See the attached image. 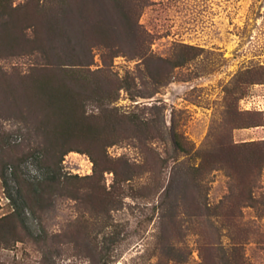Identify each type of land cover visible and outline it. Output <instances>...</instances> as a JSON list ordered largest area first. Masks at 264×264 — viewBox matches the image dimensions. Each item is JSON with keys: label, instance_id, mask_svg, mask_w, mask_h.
<instances>
[{"label": "rangeland", "instance_id": "rangeland-1", "mask_svg": "<svg viewBox=\"0 0 264 264\" xmlns=\"http://www.w3.org/2000/svg\"><path fill=\"white\" fill-rule=\"evenodd\" d=\"M57 1L0 0V219L13 218L0 264H226L223 250L264 264V0H144L143 45L112 60L99 44L91 69L133 77L113 105L159 131L108 146L73 135L60 163L44 132L56 116L20 88ZM151 58L171 62L159 85Z\"/></svg>", "mask_w": 264, "mask_h": 264}, {"label": "trees", "instance_id": "trees-1", "mask_svg": "<svg viewBox=\"0 0 264 264\" xmlns=\"http://www.w3.org/2000/svg\"><path fill=\"white\" fill-rule=\"evenodd\" d=\"M57 2L61 16L54 13L52 4L45 8L46 12L51 9V12H47L44 25L41 27L42 35L45 34V37L40 38V30H36L37 36L30 42L32 44L30 53H40L42 61L32 65L27 79L21 78L20 88H24L28 93L26 95L28 100L33 103L42 104L45 100L48 108L53 112L52 115L56 116V120L52 123H43L48 127L44 132L53 133V140L50 141L54 146L55 154L57 152L58 163L67 152L73 150L71 147H66L73 135H75V143L90 144L94 140L100 144L104 142V145L106 142L107 146L121 139L140 138L143 135L151 138L158 129L157 120L142 117L135 112L121 113L119 108L113 105L117 100L116 91L130 90L134 78L127 76L123 80L113 79L107 77V74H103L102 78L99 74L102 69H91L94 60L93 49L99 44L107 51H112L110 55L112 60L119 52L140 48L143 45L142 38L145 31L139 23V17L146 2L144 0H77L75 16L70 0ZM149 60L146 64L148 77L154 84L159 85L167 76L171 62L163 58ZM140 92L131 94L152 96L156 89L147 93ZM89 101L97 102L99 112H87L86 106ZM152 109H159V106H152ZM177 144L181 150H185L178 139ZM242 145L245 144L235 143L230 146L224 144L223 149L227 151L235 146L241 148ZM47 153L50 154L48 149ZM87 153L97 169L98 158L90 149ZM124 171L126 176H132L128 161H125ZM53 181L55 177L49 176L45 179V182L53 183ZM173 184L174 181H171L166 189V197L170 196ZM8 218L0 219V222L3 221V224H0L1 233L7 228L6 224L13 220L11 217ZM236 255L237 252L232 250H223V262L242 264Z\"/></svg>", "mask_w": 264, "mask_h": 264}]
</instances>
